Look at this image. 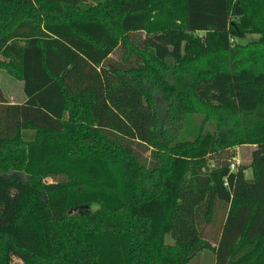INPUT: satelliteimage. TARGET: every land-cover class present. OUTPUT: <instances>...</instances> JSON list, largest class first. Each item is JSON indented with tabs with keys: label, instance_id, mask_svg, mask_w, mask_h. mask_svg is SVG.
<instances>
[{
	"label": "trees",
	"instance_id": "1",
	"mask_svg": "<svg viewBox=\"0 0 264 264\" xmlns=\"http://www.w3.org/2000/svg\"><path fill=\"white\" fill-rule=\"evenodd\" d=\"M1 69L0 264H264V0H0Z\"/></svg>",
	"mask_w": 264,
	"mask_h": 264
},
{
	"label": "rangeland",
	"instance_id": "2",
	"mask_svg": "<svg viewBox=\"0 0 264 264\" xmlns=\"http://www.w3.org/2000/svg\"><path fill=\"white\" fill-rule=\"evenodd\" d=\"M259 35L258 34H248L245 38L243 39H239V42H247L251 39H256L258 38ZM3 72V76H2V84L4 85L5 89H8V85H7V79L10 78L11 79V75H9L6 71L1 70ZM24 90V89H23ZM9 94V93H8ZM158 108H159V113H160V118L162 120V122L165 124L166 128L172 130H177V134H176V138H178V136L181 134V136L183 135L182 133L184 132L185 129H187L188 126V122L187 123H183V120L180 118H173L170 117V114H172V108L167 104V102H165L164 100H162L161 98L159 99V103H158ZM178 114H175V116ZM190 123L189 124V130L191 132H186L187 135L192 134L193 136H184L185 138H192L195 135H197L199 133V129H200V125L203 122V116L200 114H196L194 116L191 117L190 119ZM205 131L208 130H214L215 129V125L214 123L209 122L208 124H205ZM180 131V132H179ZM182 132V133H181ZM180 136V137H181ZM243 152L246 153V150H243ZM239 158H241L240 154H239ZM247 176L249 179H251L250 181H253V171L250 168V170H246ZM49 181H51V179H48ZM96 208V206H94ZM166 241L168 243H174V238L171 234H167L166 235ZM209 250V252L211 253H206ZM13 264H23L22 261L18 258H15L13 260ZM187 264H214V253L212 250L210 249H204L202 251L199 252L198 255H196L189 263Z\"/></svg>",
	"mask_w": 264,
	"mask_h": 264
},
{
	"label": "crops",
	"instance_id": "3",
	"mask_svg": "<svg viewBox=\"0 0 264 264\" xmlns=\"http://www.w3.org/2000/svg\"><path fill=\"white\" fill-rule=\"evenodd\" d=\"M1 70H4V69H1ZM1 70H0L1 86H2V89H3L6 97L8 98V100L12 103L24 102L26 100V94L23 90V86H24L23 82L15 79L14 77L11 76V79L10 78L7 79L8 89L6 90L4 85L2 84L3 72ZM4 71H6V70H4ZM67 115L68 114L66 112L65 116L67 117ZM22 133H23V137L25 140L31 141V140L35 139L37 131L35 129L26 128V129H23ZM237 148H238V156L236 157L237 163L250 165L251 161H252V153H253L254 149L256 148V145L245 144V145H240ZM243 150H246V153L243 152ZM239 154H240L241 158H239ZM250 168L251 167H248L246 170H250ZM245 173H246V171H245ZM246 177H247V179H249L247 176V173H246ZM249 180H251V179H249ZM206 253H211V252H209V250H208Z\"/></svg>",
	"mask_w": 264,
	"mask_h": 264
},
{
	"label": "water",
	"instance_id": "4",
	"mask_svg": "<svg viewBox=\"0 0 264 264\" xmlns=\"http://www.w3.org/2000/svg\"><path fill=\"white\" fill-rule=\"evenodd\" d=\"M77 209V207L74 209V211Z\"/></svg>",
	"mask_w": 264,
	"mask_h": 264
},
{
	"label": "built area",
	"instance_id": "5",
	"mask_svg": "<svg viewBox=\"0 0 264 264\" xmlns=\"http://www.w3.org/2000/svg\"><path fill=\"white\" fill-rule=\"evenodd\" d=\"M226 184H227V182H226Z\"/></svg>",
	"mask_w": 264,
	"mask_h": 264
}]
</instances>
